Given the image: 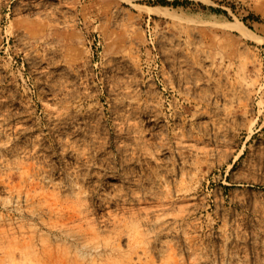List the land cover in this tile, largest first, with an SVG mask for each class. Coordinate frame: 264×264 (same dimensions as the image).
<instances>
[{
    "label": "rangeland",
    "instance_id": "obj_1",
    "mask_svg": "<svg viewBox=\"0 0 264 264\" xmlns=\"http://www.w3.org/2000/svg\"><path fill=\"white\" fill-rule=\"evenodd\" d=\"M0 264H264V0H0Z\"/></svg>",
    "mask_w": 264,
    "mask_h": 264
},
{
    "label": "bare ground",
    "instance_id": "obj_2",
    "mask_svg": "<svg viewBox=\"0 0 264 264\" xmlns=\"http://www.w3.org/2000/svg\"><path fill=\"white\" fill-rule=\"evenodd\" d=\"M123 1H130V0H123ZM146 10L152 13L169 12L167 7H152V8H146Z\"/></svg>",
    "mask_w": 264,
    "mask_h": 264
}]
</instances>
